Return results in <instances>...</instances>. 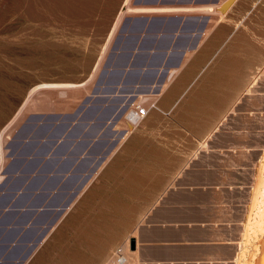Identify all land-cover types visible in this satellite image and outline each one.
Segmentation results:
<instances>
[{"label":"rangeland","instance_id":"rangeland-1","mask_svg":"<svg viewBox=\"0 0 264 264\" xmlns=\"http://www.w3.org/2000/svg\"><path fill=\"white\" fill-rule=\"evenodd\" d=\"M124 2L125 0H0V131L15 116L22 103L26 100V95L31 87L44 82H83L90 78L89 76L94 71L115 18ZM134 2L135 0H130L129 4L135 7H149L148 5L135 4ZM256 9L258 11L255 10L244 14L237 21V27L226 30L224 34V42H227L226 44L201 43L199 50L184 60L187 62H185L186 66L190 68L189 79L201 77V79L205 80H215L214 85L218 83L216 66L220 60H218L217 54L224 46H227L226 57L237 58V62L240 63V67L228 69L225 78L227 82V91L225 93L227 98L235 94L231 90L241 80L244 90L242 96L254 95L257 93L255 91L258 90L259 97L264 99V0H258ZM193 12L190 14H203ZM222 12L223 10L218 11L216 14H204L209 15L211 19L205 34V37H207L206 40L204 39L205 41L212 40L215 35L217 36L213 27L215 21L224 18ZM173 14L130 12L123 17L121 23L126 17L136 15L157 16ZM118 30L114 34L103 61L96 70V74L85 86L62 90L41 89L31 97L28 101L29 103L25 105L26 108L24 107L25 110L22 111L14 125H12V131L10 129L11 133L9 132L8 139H6L7 156L5 163L0 168V179L4 176L2 170L11 158L9 157L7 145L11 142L16 130L30 115L43 116L37 121V126L32 130L37 133H30V136H56L65 133L74 135L83 133V135L85 134L84 136H87L89 133L97 131L99 136L106 131V133L102 134V137L105 135L103 138L106 139L109 133L114 145H116L118 133H127V113L132 107L144 105L147 108V113L149 109H155L151 111V114L154 115L156 110H159L156 107V103H171L172 96H170V91L174 85L172 83H174V79L180 73H175L170 80V72L174 69L170 70L166 80L160 86L163 90V86L166 87L167 82L170 80L162 95L159 96L158 102V95L152 91L153 88L144 93H130L124 97L122 95L114 100H112L111 96L107 99V93H94L103 63L110 52ZM234 36L239 38H233ZM242 36L254 41L249 46L257 49V53L248 52L245 49L246 44L233 43L234 40L241 39ZM233 51L237 53L236 56L229 54V52ZM250 63L252 66L247 70V65ZM212 69L216 72L213 74L205 72ZM257 76L260 78L255 79L258 78ZM255 80H258V83ZM183 84L187 88L186 82ZM101 87L103 86L101 85ZM194 87L197 88V92L191 91L190 97H188L189 93L187 91L181 94L183 103H188L187 98L190 99L189 103H212L213 100H210L209 96L216 97L220 94L217 85H215L217 92H209V86L201 82ZM246 91L248 93H245ZM49 93L52 97L47 96ZM148 93H152L150 97ZM139 94H143V96ZM96 96H103L101 98H104L105 101L93 103L96 106L90 110L86 109L92 103H85L86 106L79 111L86 99L92 100ZM139 96L143 98L140 99L138 98ZM34 104L38 106L36 109L32 107ZM111 107L115 108V116L111 123H107L104 126L100 125L98 118L102 117L103 113ZM151 114L133 128L131 132L177 130L170 124L165 127L156 124L155 118ZM115 117L124 121H120L118 126H116L114 124ZM89 120L95 122L94 126L96 128L87 124ZM194 120L192 117L188 123L192 130H202L200 125L194 123ZM125 139L116 148V153L114 152L115 155H112V158L110 157L102 165L105 156L99 163L97 168L99 170L96 175L93 173L83 183L71 201V204H73H70L62 212L58 221L46 232L42 240L32 250L30 258L23 264H103L107 260L110 249L128 242L129 234L140 221L145 208L148 206L146 200H150L151 197L147 194L149 190L124 186L122 182L113 179V172L108 170V164H137L144 162L145 158L142 155L146 153L145 150L139 151L132 148L124 153L122 145ZM103 142L105 143V140ZM47 144L46 142L38 141V137L25 142L21 146L22 151L26 154L25 158L11 164L14 168L19 167L22 169L25 172V177L29 174L25 182L29 188H33L31 189L33 196H29V201L33 200L35 203L45 199L44 194L34 192L37 187L43 185L48 188L58 183L55 177L42 175L31 177V171H38L44 167L51 168L53 166L49 161L28 157V154L38 153L43 155L47 150L52 149ZM99 145L101 147L102 144L98 141V145L95 144L94 148ZM57 148L58 150H63L65 146L59 145ZM262 162L264 163V157ZM56 164L54 168L68 165L63 162ZM19 181L15 182L16 185H18ZM77 185L78 182L76 183L73 179L68 178L63 182L62 187H64L63 190H69L68 188H73ZM260 188V192L264 193V184ZM21 200L19 199L18 201ZM49 200L54 203L62 202L61 197L54 194L49 195ZM4 201L6 199L0 197V204ZM261 205H263L264 209V200H260L258 204L256 203L254 206L256 209L248 218L245 226L246 234L244 233L242 264H257V259L262 252L261 241L264 240V231L260 230L257 224L258 213L263 210ZM8 215V212L4 213V215L0 214V220L8 219L10 217ZM35 216L37 220H46L47 217L46 214H39V211L35 212ZM10 219L14 221L17 217L11 215ZM12 231L7 229L5 231L0 230V240H2V243H0V260L2 261L5 257L11 259L23 254L21 245H11L9 240L12 236L14 237L13 241L21 238L32 240L39 233L34 232L33 234L30 233L31 231L23 233L20 231L15 235V232Z\"/></svg>","mask_w":264,"mask_h":264},{"label":"crops","instance_id":"crops-1","mask_svg":"<svg viewBox=\"0 0 264 264\" xmlns=\"http://www.w3.org/2000/svg\"><path fill=\"white\" fill-rule=\"evenodd\" d=\"M191 1L187 4L161 6L163 8L199 9L207 5L215 9L212 12H202L203 14H190L192 11L172 15L205 18L203 29L195 46L184 52L177 66L173 65L178 61L179 54L166 53L163 55V50L169 44L175 47L190 45L194 33L198 31L200 20L190 21L185 26L184 37L174 36L172 39H163L156 36L144 43L145 48L156 47L158 49L154 53L153 49L150 50L141 59L140 77L149 79L155 76L159 79L160 71L157 72L155 69L160 63L165 66L169 65L163 81L166 80L170 70L175 68L170 80L175 73L180 72L172 83L174 85L170 91L171 103H156L159 109L156 110L157 115L151 114V111L155 109H149L144 119L151 114L156 124H160L161 127L170 124L177 130L131 132L122 145L123 151L126 153L132 148L139 151L145 150L144 155L140 154L144 156V162L107 165L108 170L113 172V179L122 182L124 186L149 190L147 194L151 198L146 200L148 206L129 234L128 242L110 249L107 260L103 264H242L244 229L255 209L252 210L251 206L254 198L257 200L258 171L264 157V99L260 100L258 90L254 95L242 96L244 90L241 80L231 90L235 94L227 98L225 78L228 69L240 67L237 58L226 57L227 46H224L217 54L220 62L216 66L218 83L215 85L220 94L216 97L209 96L213 102L189 103L190 99L187 98L188 103H183L181 94L187 91L190 97L191 91L197 92L194 86L200 82L209 86V92H217L214 85L215 80H205L201 77L189 79L190 68L186 66L187 62L184 60L194 55L201 43L226 44L227 42H224L226 30L237 27V21L244 14L258 11L256 9L258 0H234L232 4L229 3L230 5L226 4L229 0ZM221 10H223L224 18L215 21L213 27L217 36L205 41L207 38L205 34L211 19L209 15L204 14H216ZM188 34H192V37H187ZM233 38L239 37L234 36ZM233 43L246 44L245 49L248 52H258L257 49L249 46L254 41L245 36L234 40ZM229 54L236 56L237 53L233 51ZM251 66V63L247 65V70ZM205 72L213 74L216 71L212 69ZM184 82L187 88L184 87ZM160 86L152 90L158 95L157 102L166 88L161 91ZM192 117L195 119L194 123L200 125L202 130H192L188 124ZM36 126L37 123L30 133H34L32 130ZM107 135L105 143L103 142L101 147L99 145L94 148L100 140L97 132L89 133L87 136L83 133L81 135L60 134L56 135L59 136L58 141L46 142L52 149L47 150L43 155L28 154L29 158H39L53 165L51 168L44 167L42 170L31 171V177L42 175L55 177L58 180V183L52 187L45 188L42 185L34 190L35 193H42L45 196V199L39 203L29 201V196H33L31 190L33 188H29L25 182L29 174L25 177L22 169L10 165V162L14 163L25 158L26 154L21 146L31 140L27 138L13 146V155L19 154L20 156L18 159H12L9 156L11 158L4 167L6 169L9 166L8 175L4 174L0 179L2 183L0 197H4L6 201L0 204V210L10 206L20 210L8 211V216L12 215L17 219L13 221L8 217V219H3L4 221L0 220V230H13L15 235L20 231L23 233L31 231L30 233L34 234V230L25 227L26 223L36 220L35 213L31 210L38 205L54 204L49 200V195L55 193L54 189L62 187L63 182L70 177L73 170L84 168L82 172L84 175L94 168L91 174L93 175L98 168L95 164L100 153L114 146L109 133ZM65 136L68 137L64 138ZM59 145H64L65 148L58 150ZM77 153L78 159L74 160L73 154ZM58 162L68 165L54 168ZM17 180H20L18 185L15 183ZM74 181L79 184L82 177L74 178ZM38 191L43 192L38 193ZM19 199L22 200L18 201ZM4 213L7 211L0 214L4 215ZM13 239L12 236L9 241L12 242ZM27 240L21 238L17 241ZM120 257L122 260H119Z\"/></svg>","mask_w":264,"mask_h":264},{"label":"water","instance_id":"water-1","mask_svg":"<svg viewBox=\"0 0 264 264\" xmlns=\"http://www.w3.org/2000/svg\"><path fill=\"white\" fill-rule=\"evenodd\" d=\"M189 1L183 0H135V4L148 5L151 7L155 6H166L173 4H182L189 3ZM200 20V26L198 31L194 33V37L192 43L190 45H184L182 47L178 46H168L163 50V55L178 53L179 58L178 61L173 65L177 66L180 62L181 56L188 49H191L195 46L196 40L198 39L201 31L203 29L205 18L192 17V16H179V15H136L133 17H126L121 23L118 34L114 38L112 43L110 52L108 53L102 70L100 71L98 80L96 82V88L94 93L101 92L102 94H108L107 99L112 97V100L116 99L119 96H126V94L130 93H144L150 91L152 88H156L159 86L165 74L169 70V65L165 66V64L160 63L155 71H160V78H156L155 76L147 79L145 77H140V61L143 56L148 54L150 50L153 49V53L156 52L158 48H145L144 43L149 41L156 36H160L163 39H172L174 36L178 38L184 37L185 34V26L191 21L197 22ZM162 30V31H161ZM187 37H192V34H188ZM162 66V67H161ZM160 68V69H159ZM101 85L103 87H101ZM103 97V96H101ZM100 96H96L94 99H86L84 104L80 107L79 111H81L86 105L85 103H92L86 110H90L92 107H95L93 103L99 101H105L104 98ZM98 106V105H97ZM87 113V112H86ZM115 116V108H108L106 112L103 113L102 117H99L100 125H105L107 123H111L113 117ZM43 118L42 115H30L18 128L14 136L12 137L11 142L8 144L9 148V156L12 159H18L19 154L14 156L12 153V147L21 143L24 139L29 138L30 140L38 137V141L43 142H56L59 139V136H30V132L33 126L37 123L38 120ZM109 129V128H108ZM37 133V132H34ZM65 136L64 138H67ZM106 151L100 153L99 158L96 161L95 166L97 167L101 160L103 159ZM72 157L74 160L78 159V153L73 154ZM42 158V157H41ZM85 159V158H84ZM12 163L10 162V165ZM9 167V166H8ZM8 167L2 170L3 174L8 175ZM82 169V170H81ZM84 168H78L77 170H73V173L70 175L71 179L81 178L82 181L73 188H68L69 190H63L64 187H58L54 189V195H59L61 197L62 202H57L52 205H38L34 209L31 210L32 213L39 211V214H46V220H35L30 223H26V228H31L35 232H39L38 236L34 239H30L24 242L20 241H12L11 245H21L23 250V254L19 257H13L8 259V257L3 258L4 260H0L1 264H23L30 258L32 250L36 247V245L42 240L46 232L58 221L62 212L69 207L71 201L75 197L76 193L82 186V184L90 177L94 168L90 169L87 173L82 175ZM69 177V178H70ZM2 187V183L0 182V188ZM43 192V191H40ZM38 191V193H40ZM42 194V193H40ZM11 210H20L15 207H3L0 210L1 212H8Z\"/></svg>","mask_w":264,"mask_h":264},{"label":"bare ground","instance_id":"bare-ground-1","mask_svg":"<svg viewBox=\"0 0 264 264\" xmlns=\"http://www.w3.org/2000/svg\"><path fill=\"white\" fill-rule=\"evenodd\" d=\"M129 1L130 0H125V2H124V4H123V6H122V8L120 9V11L118 12V15L116 16V18H115V21H114V23H113V25H112V28H111V30H110V33H109V35H108V38H107V40H106V42H105V45L103 46V49H102V52H101V55H100V58H99V60H98V62L96 63V66H95V68H94V71H93V73L91 74V76H89L90 78H88L86 81H81V82H44V83H40V84H37V85H35V86H33V87H31L30 88V90L28 91V93H27V95H26V100L24 101V103H22V106L19 108V110L17 111V113L15 114V116L12 118V120L10 121V122H8L4 127H2L3 129H1V131H0V168L3 166V164L5 163V160H6V139H8L7 137H8V135H9V132H10V129L12 128V125H14V122H16V119L18 118V116L22 113V111L23 110H25L24 109V107H25V105H27V103H29L28 101L31 99V97L36 93V92H38L39 90H41V89H60V90H62V89H70V88H78V87H83V86H85L92 78H93V76H94V74H96V70L98 69V67H99V65H101V63H102V61H103V58H104V56H105V53H106V51H107V49L109 48V45L111 44V42H112V38H113V36H114V34L117 32V30L119 29V27H120V24H121V21H122V19H123V17L126 15V14H128V13H130V12H145V13H178V12H185V13H190V12H192V11H194V12H200V13H202V12H212V11H215V9L213 10L212 9V7H208L207 5L204 7V8H199V9H197V8H174V7H169V8H163V7H135V6H132V5H130L129 4ZM234 0H229L228 1V3H226V4H229L230 2H231V4H232V2H233ZM219 4V3H218ZM221 4V3H220ZM230 5V4H229ZM228 7V6H227ZM229 8V7H228ZM226 10V9H225ZM221 13V12H220ZM223 13V12H222ZM162 38V37H161ZM149 42V41H148ZM160 44H161V42H160ZM161 47V46H160ZM175 69V68H174ZM175 72V71H174ZM171 73L172 72H170V75H169V77L170 76H172L171 75ZM260 74V73H259ZM258 74V75H259ZM255 75V74H254ZM253 75V76H254ZM258 78H255V79H259L260 77L259 76H257ZM254 80V79H253ZM261 80V79H260ZM255 81H257V83H258V80H255ZM253 83H255L254 81H253ZM251 84V83H250ZM256 84V83H255ZM254 84V85H255ZM161 85V84H160ZM159 85V86H160ZM164 85V84H163ZM260 85V84H259ZM158 86V87H159ZM251 87H252V85H250ZM157 87V88H158ZM249 87V86H248ZM156 88V89H157ZM163 88H165L164 86H163ZM83 89V88H82ZM154 90H155V88H153ZM249 89H251V88H249ZM161 90H162V88H161ZM159 91V90H158ZM155 92V91H154ZM54 93V92H53ZM56 93V92H55ZM159 93V92H158ZM67 94V93H66ZM150 94H152V93H148V95H149V97H150ZM250 94V93H249ZM140 95V94H139ZM47 96H49V97H52V95L49 93V94H47ZM140 96H143V94H141ZM138 97V98H140V99H142L141 97ZM145 96V95H144ZM137 97V96H136ZM145 97H147V96H145ZM156 97V96H155ZM157 98V97H156ZM155 98V99H156ZM139 99V100H140ZM261 99V98H260ZM251 100V99H250ZM148 101V100H147ZM44 102V101H43ZM150 102V101H149ZM152 102V101H151ZM262 102V101H261ZM33 104V103H32ZM68 104H69V102H68ZM39 105V104H38ZM62 105V104H61ZM66 105H67V103H66ZM40 106V105H39ZM32 107L33 108H37L38 106H35V104L34 105H32ZM26 108V107H25ZM32 108V109H33ZM66 108V107H65ZM27 110V109H26ZM28 110H29V108H28ZM97 110V109H96ZM129 113V112H128ZM127 113V114H128ZM92 114V113H91ZM88 115V114H87ZM131 115H132V113H129L128 114V118L129 117H131ZM259 115V114H258ZM253 117V116H252ZM67 118V117H66ZM65 118V119H66ZM119 119V118H118ZM118 119H116V117H115V120H114V124L116 125V126H118V124L120 123V121H124V120H118ZM249 119H251V118H249ZM82 120V119H81ZM80 120V121H81ZM88 120V119H87ZM86 120V121H87ZM98 120V119H97ZM85 121V120H84ZM82 122H83V120H82ZM77 123H78V121H77ZM84 124H85V122H83ZM82 123V124H83ZM94 123L95 122H93V121H88V123L87 124H89V125H91V126H93L94 128H96L95 126H94ZM123 124V123H122ZM86 125V124H85ZM84 125V126H85ZM127 125V124H126ZM98 126V125H97ZM100 126V125H99ZM98 126V127H99ZM104 126V125H103ZM15 127V126H14ZM83 127V126H82ZM89 127V126H88ZM97 127V128H98ZM101 127V126H100ZM128 127V126H127ZM126 127V128H127ZM86 128V127H85ZM89 129V128H88ZM258 129V128H257ZM82 130V129H81ZM99 130V129H98ZM101 130V129H100ZM11 131H12V129H11ZM92 131V130H91ZM89 132V131H88ZM98 132V131H97ZM105 133H106V131H104ZM103 132V133H104ZM126 132L127 133H123V132H120V133H118V137H117V141H116V145H114L113 147H111L110 149H109V151H107L106 153H105V155H104V157H105V159H104V157H103V163H102V165H104L107 161H108V159L113 155V153L115 152V150H116V148L118 147V146H120V144L122 143V141L130 134V132H131V129H130V127H128V129L126 130ZM11 133V132H10ZM86 133V132H85ZM102 133V132H101ZM102 133V134H103ZM67 134V133H66ZM102 134L101 135H99V136H101L100 137V140H99V143H103V141L105 140L103 137L105 136V135H103V137H102ZM85 135V134H84ZM99 138V137H98ZM260 140V139H259ZM255 142V141H254ZM6 143V144H5ZM261 143V142H260ZM42 144V143H41ZM47 144V143H46ZM47 145H49V144H47ZM69 145V144H68ZM98 145V144H97ZM8 146V145H7ZM259 149V148H258ZM42 151V150H41ZM101 160V161H102ZM259 165V164H258ZM253 166V165H252ZM257 166V165H256ZM245 167V166H244ZM249 167V166H248ZM256 168V167H255ZM252 169V168H251ZM99 170V169H98ZM98 170L97 171H95V174L94 175H96V173L98 172ZM249 170V169H248ZM256 170V169H255ZM257 176V175H256ZM93 179V178H92ZM251 180V179H250ZM256 180V179H255ZM262 184H264V163L263 162H261L260 163V165H259V171H258V181H257V187H256V196H257V200L254 198V200H253V203H252V206H251V209L253 210V208H254V206L256 205V203L258 204V202H260V200H264V193H261L260 191H261V188H260V186L262 185ZM263 187V186H262ZM248 191V190H247ZM250 192V191H249ZM253 192V191H252ZM260 192V193H259ZM81 193V192H80ZM244 194V193H243ZM259 200V201H258ZM258 201V202H257ZM74 202V201H73ZM73 204V203H72ZM71 204V205H72ZM238 204H239V202H238ZM262 204H263V202H262ZM263 205H261V207H262ZM259 208H260V204H259ZM222 209V208H221ZM256 209V208H255ZM254 209V210H255ZM262 209H263V207H262ZM244 210V209H243ZM225 212H226V210H225ZM257 214V213H256ZM253 217V216H252ZM258 221H257V224H258V227H259V229L260 230H263L264 231V209L263 210H260L259 211V213H258ZM222 218V217H221ZM226 219V218H225ZM239 221V220H238ZM252 221V220H251ZM241 222V221H240ZM250 223V222H249ZM252 223H253V221H252ZM242 225V224H241ZM252 227V226H251ZM256 228V227H255ZM242 229V228H241ZM245 230V229H244ZM260 233V232H259ZM246 234V233H245ZM252 234H253V232H252ZM220 235V234H219ZM256 236V235H255ZM260 236V235H259ZM261 239V238H260ZM259 239V240H260ZM249 241V240H248ZM261 241V240H260ZM219 242V241H218ZM261 243H262V252H261V255L258 257V259H257V264H264V240H262L261 241ZM254 249V248H253ZM261 249V248H260ZM220 251V250H219ZM258 251V250H257ZM232 254V253H231ZM236 256V255H235ZM255 257V256H254ZM238 258V257H237ZM255 259V258H254ZM237 262V261H236ZM241 263V262H240ZM214 264V263H213Z\"/></svg>","mask_w":264,"mask_h":264},{"label":"built area","instance_id":"built-area-1","mask_svg":"<svg viewBox=\"0 0 264 264\" xmlns=\"http://www.w3.org/2000/svg\"><path fill=\"white\" fill-rule=\"evenodd\" d=\"M132 113L131 117L126 119V124L130 129L132 130L135 128L147 115V108L144 105H135L132 107L129 111ZM129 114V113H128ZM127 114V115H128ZM119 260H122V257L119 258Z\"/></svg>","mask_w":264,"mask_h":264}]
</instances>
